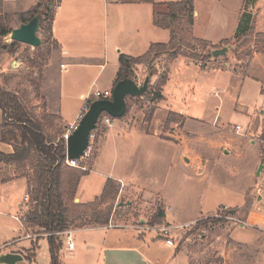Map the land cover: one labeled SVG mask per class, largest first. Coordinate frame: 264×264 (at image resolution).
<instances>
[{
    "label": "crops",
    "instance_id": "1",
    "mask_svg": "<svg viewBox=\"0 0 264 264\" xmlns=\"http://www.w3.org/2000/svg\"><path fill=\"white\" fill-rule=\"evenodd\" d=\"M157 1L165 4L176 0ZM260 1L264 0H249L248 3L246 0H195L194 35L215 44H220L224 40L235 42L244 12L252 15L250 24L255 32H264V24L260 23L261 8L259 10L257 5ZM37 2L38 0H2V9L5 13L16 16V14L29 11ZM166 10L165 5L155 7L150 2L140 0H59L51 30V39L57 50L54 51L55 54L50 59L45 71L44 81L40 87V97L36 103L32 104L36 114L38 116L42 113L60 116L66 133L70 132L86 112V102L92 97L93 87L98 88L97 90L101 92L113 90L120 68L121 54L141 56L149 50L152 43H168L170 41L171 31L158 27L154 23L156 13ZM21 23L19 20L12 27L17 28ZM232 51L234 52L231 49L228 55L223 57H213L205 68L200 62L185 56H179L172 61H167L166 56L161 57V61L159 60L160 62L156 65L160 74L153 75L151 80L154 82L167 67L168 80L162 87L164 99L152 103L154 110L150 120H146L143 116V109L134 106L124 117L115 119L112 126L105 128L102 133L94 134L90 142V155L81 162L80 169L86 173L78 183L74 201L78 204L94 202L102 195L108 179H113L119 186L116 199L118 204L115 211L119 206L125 205L121 200L123 196H161V200L166 206V225L176 227L177 230L172 231L174 234L182 227L203 217L198 216L182 222L174 221V219L179 220L180 215L169 212L171 210V207L169 208L171 194L166 191V180L162 181L160 190L144 186L142 181L144 176L138 169L142 167L143 160L148 164L147 154L150 146L154 151L157 150L156 147H153V144L158 145L156 139L177 140V142L178 139H183L181 142L185 144L187 163L195 161L198 167L203 164L200 155H191L192 150L187 146L189 138L184 133L185 123L189 118L188 112L192 107L174 106L166 92L168 85L174 80H178L180 83L191 80L197 83L200 81L199 84H207L215 90L216 94L218 89L226 92L228 89H231L232 92L237 89L239 98L242 96L246 99L250 92L256 94L257 101L263 102L259 111L253 105H249L244 98L236 103L235 111L248 117L246 128L237 125L239 133L236 135H240L244 141L249 135L264 132V54L256 50L252 51V55L247 56L250 57L247 66L242 67L246 70L240 71L241 64H237L240 63V60L237 58V63L234 62L236 53ZM55 65H57L55 71L59 75L57 79L47 81L49 68ZM137 70L141 72L146 68L144 65H139ZM139 71H137V76ZM136 80L140 81L142 78L138 76ZM171 113L184 118L182 128L175 121L170 123L168 128L166 127L167 119ZM4 119V112L0 108V126L4 123ZM247 141L261 145L262 161L259 163L263 164V169L260 174H257L259 165L255 173L259 179H256L253 187L245 186L242 195L257 196L258 200L252 199L250 202L252 207L261 210V200L264 202V138H250ZM0 142L6 149L3 152L14 151L12 144L1 140ZM226 152L228 153L229 150ZM27 193H29V184L26 177L16 176L5 182L0 180V212L15 219L16 215H13V212L21 211L26 206L24 202L21 203L20 196H26ZM131 202H133L131 199L128 200L127 206H130ZM244 203L247 207L246 199L243 201ZM241 206L230 207L236 210V215L243 213V220L246 221L249 217L251 218L249 212L251 206L249 205L250 207L248 206L246 210ZM27 210L28 207L25 211L27 212ZM115 218H117L116 213L112 212L110 225L108 223V225L76 227L63 232L62 238L66 239V242L61 255L68 254L73 257L78 253L77 243L74 249L68 247L69 234H71L72 240L76 233L84 235L85 244L82 245L84 249L91 245L86 241V233L94 234L95 232L98 233L103 244L110 245V248H116V251H112L111 256H108L110 264L196 263V254L189 247L190 237L178 241L173 238L174 236L161 237L157 233L155 238L151 237L150 240H146L143 230H141L142 233H138L137 239L134 236H131L132 239L130 236H125V239L129 237L132 240L125 244L127 247L115 246L113 240L122 239H115L112 234H103L100 232L101 230L128 226L140 231L134 223L113 225ZM261 218L264 219V216ZM139 221L142 224L147 223L145 219ZM19 227L21 235L0 245V248L7 245L16 248L32 247L35 239L34 228L28 226L26 221H23ZM11 230L16 231L17 228L13 226ZM26 240L30 241L27 247L22 245ZM42 241L48 242L47 236L40 238L38 248ZM164 245L174 248L176 252L166 255L156 248ZM208 247L218 251L221 255L222 260L216 264H264V238H259L255 243H243L232 239L230 235L224 237L223 234H216L214 238H211Z\"/></svg>",
    "mask_w": 264,
    "mask_h": 264
},
{
    "label": "rangeland",
    "instance_id": "2",
    "mask_svg": "<svg viewBox=\"0 0 264 264\" xmlns=\"http://www.w3.org/2000/svg\"><path fill=\"white\" fill-rule=\"evenodd\" d=\"M59 0H54L52 8L57 6ZM259 10L261 8L260 23L264 24V1L257 3ZM257 8V11H259ZM1 18V13H0ZM10 22V23H9ZM9 25H14L19 22L15 15H11ZM43 29H39L38 35L42 40L40 46L34 47L27 44H18L11 48H3L4 44H10L13 42L11 39V33L5 38L0 37V82L9 90L18 94L20 99L31 109L34 113L35 109L32 107L33 103H36L40 97V87L44 81L45 71L47 69L50 59L54 56L55 50H57L54 42L51 39L50 32L46 29L48 24H44ZM241 41L243 44H239ZM239 50H234V62L237 63V58L241 64L240 71L246 70L242 68L247 66L249 58L247 56L252 55V51L256 50L264 54V50L260 51L259 48L262 45L256 43V36H242L239 40L235 41ZM235 44V43H234ZM233 49V48H232ZM238 49V48H237ZM186 51V50H185ZM251 53L248 55V53ZM167 58V57H166ZM160 59L156 61V65ZM161 66V65H160ZM146 70L139 71L135 69V75L138 78L141 77L144 81L147 74V66L144 65ZM162 68V66H161ZM57 65L49 68V74L47 81H53L57 79L58 73L55 71ZM158 69V68H157ZM137 71L139 75L137 76ZM59 72V70H58ZM161 72V71H160ZM158 70V75H159ZM136 78V79H137ZM183 82V81H181ZM159 83L158 78L150 85L154 87ZM195 81H188L180 83L178 80L172 81L167 87V94L170 96L171 102L174 106L181 105L185 108L191 106L189 110V118L185 123L184 133L188 136L189 142L187 146L191 148V155L198 154L202 157L203 164L198 167L195 161L187 163L185 159V144L178 139L174 140H160L158 145H154L157 150H153L150 146L148 150V164L143 160L142 167L138 169L143 174V185L151 188H158L162 185V181H165L166 191L171 194V214L180 215L179 220L176 222H182L188 219L197 218L203 216L199 220L189 223L186 227H182L174 234L170 233L169 237L180 241L183 238L190 237L191 242L189 247L195 252V264H216L222 260L221 255L214 249H209V243L211 238H214L216 234H223L224 237L231 236L232 239L241 241L243 243H255L259 238H264L263 224L264 219V202L261 200V210L252 207L251 200L257 199V196H243L242 191L244 187H253L256 179L259 176L255 175L256 169L259 167L262 161L261 145L258 143H249L247 140L250 138L261 139L264 138V132L260 134L249 135L246 139L238 134V124L246 128L248 121L247 115H241L235 111L236 103L244 97H238V90L234 92L228 89L226 91L217 90L216 94L212 87L207 84H199ZM101 84V82H100ZM98 87V86H97ZM98 88L93 87L91 90L92 95L95 94ZM94 96V95H93ZM256 94L251 92L247 94L245 101L249 105H253L259 111L263 102L257 101ZM161 101V100H160ZM42 102V100H40ZM128 111L136 106L138 109H143V116L147 120L152 114L154 106L153 101H150L143 97H128ZM42 104V103H41ZM178 108V107H175ZM174 108V109H175ZM46 113H42L38 118H43ZM8 122L9 118L7 117ZM175 122H178L179 127L184 126V118L182 116L175 115L172 117ZM169 124H166L168 128ZM107 128L103 125H99V129L94 131V134L102 133ZM15 125L8 124L0 132V140H13L19 143L18 134ZM181 131V130H180ZM236 132V133H234ZM66 131L64 138L66 139ZM95 135V136H96ZM186 136V137H187ZM3 144L0 142V151H5ZM229 150L227 153L226 151ZM66 164L73 168H80L78 166ZM21 174L15 167V165H0V180L6 177H16ZM163 177V178H162ZM162 178V179H161ZM159 183V184H158ZM233 190V191H232ZM24 196H20V201L23 203ZM132 200L130 207L127 206L128 200ZM247 200L250 207L249 212L251 218L246 220L244 226L235 220L228 219L226 216H232L243 220V213L236 215V213H226L227 209H231L232 206H241L246 210V204H243L244 200ZM264 199V198H263ZM124 202V206L117 210V202L110 200L102 205L99 202L89 206H78V202L70 203L71 213L74 215L82 214L83 211L103 210L108 204L114 205L113 212L116 213L117 218L114 219L113 225H125L134 223L135 225H144L145 227H153L151 225L152 217L157 209L165 206L161 200V196H123L121 199ZM258 200V199H257ZM130 202V201H129ZM110 206V205H109ZM127 206V207H126ZM231 206V207H230ZM230 207V208H227ZM227 208V209H224ZM166 210V206H165ZM137 214V215H136ZM13 215L21 216V211H14ZM209 215V216H208ZM211 215V216H210ZM205 216V217H204ZM16 219V218H15ZM14 218H10L0 212V245L5 242L12 241L14 237H19L21 232L19 231L20 221ZM145 219L147 223H140L139 220ZM89 217L85 216L84 225L80 226L81 220L74 222V225H70V229L76 227L82 228L94 224H88ZM20 223V224H19ZM166 224V223H165ZM164 224V225H165ZM110 225V221H109ZM157 225V224H156ZM163 225V224H159ZM15 226L16 231L11 229ZM138 228V227H137ZM134 229L128 226L112 227L108 230H101L103 234H109L115 236V239L121 238L122 240H113L115 246L127 247L125 244L132 242V237L137 239L138 233L143 230L144 238L150 240L151 237H156L158 233L155 230L146 229ZM175 229L172 231L174 232ZM177 230V229H176ZM141 232V233H142ZM181 235L178 236V234ZM34 235V234H33ZM63 236V235H61ZM125 236H130L125 239ZM37 239V235L34 236ZM84 235L76 233L74 235V242L78 245V253L75 256L68 254H62L60 260L63 264H110L109 257L112 251H116V248H110V245L103 244L100 241L98 233L94 234L86 233V241L91 245L87 248L82 247L85 244L83 241ZM34 239V240H35ZM94 240V243H93ZM143 240V239H141ZM100 241V243H99ZM63 242H66V239ZM30 244L29 240L23 242L22 245L26 247ZM31 247V246H30ZM30 247H14L7 245L0 248V254L5 252H20L28 250ZM108 247V249H107ZM160 252H164L166 255L175 253V249L164 245L163 247H156ZM36 261L32 264H50L51 255L50 248L47 241H42L40 248H38ZM18 264H30L27 260L19 262Z\"/></svg>",
    "mask_w": 264,
    "mask_h": 264
},
{
    "label": "trees",
    "instance_id": "3",
    "mask_svg": "<svg viewBox=\"0 0 264 264\" xmlns=\"http://www.w3.org/2000/svg\"><path fill=\"white\" fill-rule=\"evenodd\" d=\"M53 1L38 0L37 4L29 11L16 14V16L23 23L29 22L36 15H40V29H43L45 27L44 24L47 23L48 28L46 30L51 35L56 11V6L52 8ZM140 1L150 2L155 7L158 5L166 6L167 10L165 12L156 13L154 23L158 27L169 29L171 31V39L168 43H152L149 50L141 56L134 57L121 54L119 58L120 68L114 86L125 78L136 79L135 69L139 65H146L147 71H152L153 75L158 74L156 61L163 56L167 57V61H172L179 56H185L200 62L202 67L205 68L213 58L211 51L214 48L232 45L233 50L237 51L241 47L240 45L236 46V42H232V40H224L220 44H215L208 40L197 38L194 35L195 0H176L165 4L157 0ZM248 1L246 0V3ZM0 13V37L5 38L14 28L9 25L11 15L5 13L2 9V0H0ZM251 19L252 15L244 12L236 33V41L242 36L254 35L256 36L258 47L262 45L259 50L263 51L264 32H255L250 24ZM238 43L242 44L241 41ZM18 44L23 43L13 41L10 44H4L3 48H13ZM249 54L251 53L249 52ZM165 69L164 73L159 77L157 86L150 85L144 95L148 101L155 102L164 99L162 87L168 80L167 67ZM95 99L93 96L88 99L86 102L87 108ZM0 108L3 110L5 117L4 123L0 126V132L8 124L15 125L20 140L19 143L13 140H1L12 144L14 151L11 153L0 151V165H15L16 169L21 172L17 177H26L28 180L29 194L31 196V202L28 203V210L25 212V221L28 226L34 228V234L37 235V239L33 240L31 248L22 251L26 253L23 255L30 264L36 261L39 240L41 237L47 236L51 255L50 264H62L60 256L64 246L61 236L63 232L70 229V225H74V222L76 223L78 220L82 221L80 226H83L85 216L89 217L88 224L108 225L114 205L109 203L103 210L83 211L82 214L78 215L72 214L70 203L74 202L78 183L86 172L66 164L67 146L64 138L66 130L61 117L45 114L43 118H38L36 113L26 106L16 92L9 90L1 82ZM103 115L109 114L103 113ZM173 116L175 114L171 113L169 115L167 124L175 121V119H172ZM7 117L11 120L10 122H8ZM151 117L152 114L148 117V120ZM99 123L95 130L99 129ZM12 178V176L6 177L2 181L5 182ZM118 193L119 186L117 182L113 179H108L99 198L92 203L77 205H80V207L89 206L97 202L102 205L110 200L116 202ZM121 207L119 206L118 209ZM232 212L235 213L236 210L233 208L227 209L225 214ZM165 223L166 212L165 206L162 204L152 217L151 225Z\"/></svg>",
    "mask_w": 264,
    "mask_h": 264
},
{
    "label": "water",
    "instance_id": "4",
    "mask_svg": "<svg viewBox=\"0 0 264 264\" xmlns=\"http://www.w3.org/2000/svg\"><path fill=\"white\" fill-rule=\"evenodd\" d=\"M40 21L41 16L36 15L29 22L21 23L12 30L11 39L34 47L40 46L42 44L38 35ZM232 48V45L214 48L211 55L214 58L223 57L228 55ZM152 76V71H149L142 84H139L136 79L125 78L114 86L110 98L95 99L66 138L67 158L69 160L82 158L90 145L92 132L97 128L103 113L109 114L114 119L122 118L128 109L127 98L143 97L149 89ZM262 169L263 164L260 165L257 174H260ZM24 260V255L19 252L0 254V264H17Z\"/></svg>",
    "mask_w": 264,
    "mask_h": 264
},
{
    "label": "built area",
    "instance_id": "5",
    "mask_svg": "<svg viewBox=\"0 0 264 264\" xmlns=\"http://www.w3.org/2000/svg\"><path fill=\"white\" fill-rule=\"evenodd\" d=\"M137 82L139 84H142L143 83L142 81H137ZM93 95L92 96L95 97L96 99H98V98H110L112 96V90L111 91L108 90V91H105V92H101V91L97 90L95 92V94H93ZM114 120L115 119L112 116H110V115H103L101 117V119L99 120V122H100L99 124L100 125H103L105 127H110V126L113 125ZM74 128H75V126H74ZM93 132H92V135H91V139L94 136V133ZM68 134H69V132L66 134V138H67ZM90 151H91V144L89 145L88 149L85 152V155L82 158H80L79 160H69L67 158V163H69L70 165L78 166V167L81 168V162L86 157H88L90 155ZM30 202H31V196H30L29 193H27L26 196H24V203H25L26 206H25V208H23L21 210L22 215L21 216H19V215H16L15 216V218L18 221H20V222L23 223V221L26 220V217H25V212L26 211H25V209L28 207V203H30ZM226 218L235 220L236 222H239L242 225L247 224L246 221L241 220V219H238V218H234L232 216H226ZM137 227L138 228H141V229H146V230H155V231L158 232V235L161 236V237H169V235L172 232V230L173 229H176V227H174L172 225H166V224L165 225L164 224L163 225H155L153 227H145L144 225H138ZM263 230H264V224H263ZM67 242H68L69 249H74L75 248V242H74V240L71 239V234H69Z\"/></svg>",
    "mask_w": 264,
    "mask_h": 264
}]
</instances>
